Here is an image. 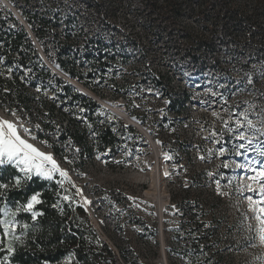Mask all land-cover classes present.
<instances>
[{
    "label": "rangeland",
    "instance_id": "obj_1",
    "mask_svg": "<svg viewBox=\"0 0 264 264\" xmlns=\"http://www.w3.org/2000/svg\"><path fill=\"white\" fill-rule=\"evenodd\" d=\"M222 1L249 18L252 31L247 38L238 33L236 59H223L228 63L215 68L213 54L204 50L220 34L213 18L222 6L218 0H0L1 18L26 30L43 66L124 126L115 156L83 160L46 128L40 115L0 97V121L13 123L21 138L52 155L67 173L64 190L84 207L117 264H264L256 213L240 195H253L246 188L251 173L235 166L246 157L236 155L233 145L244 141L232 132L237 121L245 123V113L264 130L259 94L264 90V3ZM40 18L50 20V28L40 29ZM63 36L74 40L79 58L96 54L89 42L103 40L136 59L137 49L125 41L137 40L150 68L173 93L189 96L185 110L178 116L168 111L166 101L121 59L102 78L88 79L86 67H76L78 78L62 73L54 42ZM51 96L45 92L42 98ZM256 148L248 158L255 157L259 166L264 157L258 155L261 145ZM85 199L91 203L84 205ZM196 222L205 230L201 242L193 240L199 236L194 235ZM193 244L207 249L206 255H196L201 249Z\"/></svg>",
    "mask_w": 264,
    "mask_h": 264
},
{
    "label": "trees",
    "instance_id": "obj_2",
    "mask_svg": "<svg viewBox=\"0 0 264 264\" xmlns=\"http://www.w3.org/2000/svg\"><path fill=\"white\" fill-rule=\"evenodd\" d=\"M218 1L222 6L213 18L218 21L214 28H219L220 34L211 38L206 43L209 48L204 50L206 55L209 52L210 55L213 54L210 58L215 68L228 63L223 59H236L234 54H238L240 50L238 33L247 38L252 31L249 18L235 13L222 0ZM258 2L264 3V0ZM58 22L55 19V23ZM38 23L40 29L47 30L51 26L50 20L46 18H40ZM211 25L213 27V23ZM73 41L69 36H63L61 40L54 42L56 63L62 73L78 78L76 67H86L88 79L96 74L102 78L113 61L121 59L124 64L131 65L132 73L140 83L150 85L166 101L168 111L178 116L185 110L189 96L185 92L173 93L170 83L150 68L137 40L125 41L130 48L137 49L136 59L128 57L113 43L107 44L103 40L95 43L90 41L89 43L97 47L96 54L79 58L73 50ZM227 55H231V58ZM9 68L12 69L11 73ZM45 92H50L52 96L48 99L42 98ZM259 94L260 102L264 104V90H260ZM0 97L40 115L46 128L56 131L60 142L70 143L76 149L78 157L83 160L91 161L97 154L112 158L122 143L123 124L112 114H101L99 105L91 97L54 77L41 63L26 30L8 26L1 14ZM126 129L134 133L131 127ZM54 151L61 154L57 147ZM21 176L13 166L0 165V184L9 185L6 190L0 188V193H4L0 196V209H4L0 212V220L17 222L15 239L3 238L2 247L6 248L11 242L14 248L9 264H117L111 249L89 223L84 207L75 196L68 195L61 188L56 178L46 181L34 176L27 183L22 181L23 186L17 188L15 181ZM37 191L41 192V199L46 201L35 209L43 211V217H37L33 221L30 213L19 212L15 216L11 215L16 212L18 205L26 203ZM65 195L71 198V202L63 200ZM57 202L58 206L53 208L52 205ZM25 223L29 225L27 230L21 227ZM194 226V235L199 236H193V240L201 242L200 238L205 230L200 228L198 222ZM193 246L200 248L201 244ZM200 249L203 250L202 255H206L208 250H204V247ZM5 255L6 251H0V264H4ZM196 255L201 254L197 251Z\"/></svg>",
    "mask_w": 264,
    "mask_h": 264
},
{
    "label": "snow or ice",
    "instance_id": "obj_3",
    "mask_svg": "<svg viewBox=\"0 0 264 264\" xmlns=\"http://www.w3.org/2000/svg\"><path fill=\"white\" fill-rule=\"evenodd\" d=\"M11 73L12 69H8ZM83 111V109H81ZM244 124H241L240 121L236 122L235 127L232 128V132L235 133L234 139L244 141V143H237L233 145L236 155H243L246 157L243 163H237L236 168L245 169L247 172L251 173L246 178L249 183L246 185V188L249 193L253 195L245 197L243 192L240 193L242 198L249 200L250 209L256 213L255 219L258 221L259 227V238L262 243H264V162L258 166L255 161V157L248 158V153L253 152L257 153L256 145L260 144L261 148L258 152L260 157H264V130H261L259 127L253 125L251 119H248V114H244ZM25 132L30 130L25 128ZM37 132L42 131L38 126L36 128ZM255 135L257 139H251L250 136ZM35 138V137H34ZM244 151L241 152L240 150ZM226 150L224 148L220 149V155H224ZM0 165H11L18 170L21 177L16 178L15 187H22L23 183L31 181L33 177H38L46 181H51L54 174H58L61 179L57 183L63 187L64 178H66L67 173L61 170L58 167L57 161L53 158L52 155L45 154L41 151H38L32 143L27 142V140L21 138V135L18 134L17 127L8 121H0ZM225 169L229 168V164L223 163L222 165ZM208 175H213L208 173ZM219 184V181H216ZM253 185L258 187L253 188ZM8 184H0V188L8 189ZM77 193L81 190L76 189ZM4 193H0V196ZM41 192L37 191L32 194L27 202L21 205H18L16 212H13L11 215L15 216L16 213H30L31 219L35 221L37 217H43L45 213L43 211H37L36 206L45 204L46 201L41 199ZM58 196L59 193H56ZM63 200L70 201L71 198L64 196ZM91 202L85 199L83 201L84 205H88ZM57 204H53L52 207L56 208ZM4 209H0V212H3ZM22 229L27 230L29 225L27 223L23 224ZM0 230H2V236H0V251H6L7 255L4 256V264H9V258L14 253V248L12 243L9 242L6 248L2 247L4 237H12L15 239V233L17 230V222L9 220H0ZM200 254H203L201 249ZM73 255V254H70ZM67 264V262H66Z\"/></svg>",
    "mask_w": 264,
    "mask_h": 264
}]
</instances>
